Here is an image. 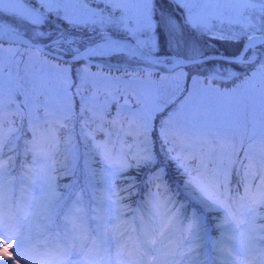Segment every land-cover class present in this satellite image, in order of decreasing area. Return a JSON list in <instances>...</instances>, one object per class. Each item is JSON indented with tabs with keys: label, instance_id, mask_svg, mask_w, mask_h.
I'll use <instances>...</instances> for the list:
<instances>
[{
	"label": "snow or ice",
	"instance_id": "1",
	"mask_svg": "<svg viewBox=\"0 0 264 264\" xmlns=\"http://www.w3.org/2000/svg\"><path fill=\"white\" fill-rule=\"evenodd\" d=\"M0 264H264V0H0Z\"/></svg>",
	"mask_w": 264,
	"mask_h": 264
},
{
	"label": "rangeland",
	"instance_id": "2",
	"mask_svg": "<svg viewBox=\"0 0 264 264\" xmlns=\"http://www.w3.org/2000/svg\"><path fill=\"white\" fill-rule=\"evenodd\" d=\"M61 183L63 184V183H67V180L66 179H63L62 181H61ZM61 191H62V189H61Z\"/></svg>",
	"mask_w": 264,
	"mask_h": 264
},
{
	"label": "trees",
	"instance_id": "3",
	"mask_svg": "<svg viewBox=\"0 0 264 264\" xmlns=\"http://www.w3.org/2000/svg\"><path fill=\"white\" fill-rule=\"evenodd\" d=\"M141 178H143V177H141ZM60 182V181H59Z\"/></svg>",
	"mask_w": 264,
	"mask_h": 264
}]
</instances>
